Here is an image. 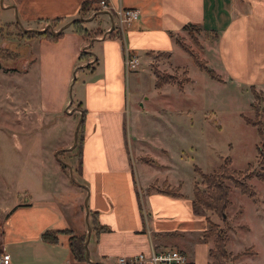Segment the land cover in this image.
<instances>
[{"label":"crops","instance_id":"crops-1","mask_svg":"<svg viewBox=\"0 0 264 264\" xmlns=\"http://www.w3.org/2000/svg\"><path fill=\"white\" fill-rule=\"evenodd\" d=\"M10 1L24 32L49 27L63 35L27 38L32 50L25 67L28 72L36 65L37 99L21 112L20 167L12 168L10 155L0 157V253L9 257L8 264H114L121 255L172 247L184 250L194 264H212L214 237L205 235L211 218L194 206L197 177L191 191L182 190L172 153L160 146L161 153L152 155L137 120L155 94L172 83L158 87L153 64L183 69L190 77L183 91L193 81L183 61L195 59L180 44L187 24L215 33L203 39L201 53L225 81L214 80L240 92L264 90V0H109L111 9L141 10L122 31L114 14L92 15L97 0ZM87 1L92 3L85 8ZM56 18L63 20L55 25ZM75 19L97 35L82 36L74 29ZM125 46L139 55L137 70H126ZM84 50L90 57L79 59ZM80 68L84 76L73 84L76 105L70 107L72 100L64 114L70 82ZM80 116V141L74 147ZM61 119L73 131L46 152V131L60 132ZM39 139L42 150L34 152L31 144ZM75 148L76 161L62 162L60 150ZM185 158L183 150L179 161ZM46 230H59L58 240L44 239ZM73 233L86 235L89 257L76 258L69 243Z\"/></svg>","mask_w":264,"mask_h":264},{"label":"rangeland","instance_id":"rangeland-1","mask_svg":"<svg viewBox=\"0 0 264 264\" xmlns=\"http://www.w3.org/2000/svg\"><path fill=\"white\" fill-rule=\"evenodd\" d=\"M12 3L10 0H0V157L10 155L8 162L16 169L20 167V160L17 158L21 152L19 143L20 140L24 141L20 128L21 112L29 101L36 102L37 68L36 65L33 66L29 73L26 70L32 47L27 43L29 36L20 23L19 13L8 6ZM214 36V32L189 26L186 35L180 36V41L202 58L203 39ZM188 57L189 59L185 58L186 61L183 62L187 63L186 68L193 81L186 85L185 91L176 85L178 80L186 79L183 69L175 68L169 71L160 68L159 64H153L152 67L155 71L159 70L160 76H172L173 81L161 95L155 94L149 101L148 109H142V115L137 120L139 128L144 131L152 155L161 153L160 146H164L172 153L171 164L176 166V162L178 163V171L182 174L180 178L184 181L181 185L182 190L193 188L192 180L195 176L199 185L207 188L202 182V177L195 172L194 164L201 167L204 172L210 173L218 169L225 158L229 157L233 169L244 170L232 177L229 176V172H225L220 177L231 186V203L226 209V217L223 218L215 211L206 210V214L224 228L230 237L227 244V249L230 250L227 256L219 260L213 257V260L224 264H264V180L256 176L257 170L261 169L260 149L264 143L258 128L260 125L264 133V90L251 88L240 92L228 86L229 84L223 85L211 78L191 56ZM81 70L80 68V76L73 75L70 82V101L62 106L64 114L69 112L67 106L72 100L74 102L70 107L74 108L76 105L77 86L73 84L84 76V71ZM147 81L148 76L144 85L149 88ZM133 102L134 95L129 93L130 107L134 106ZM245 117L259 121L258 126L248 123ZM80 118L81 116L77 122ZM129 118L132 123L131 112ZM58 129L61 131L57 132L56 129L53 132H51L53 129L49 131L51 133L46 131L44 151L48 152L66 132L73 131L71 127L68 132L69 128L64 119H61ZM31 145L34 152L42 150L40 139ZM183 150L188 158L179 161V154L183 153ZM60 153L62 162L68 165L72 159L76 161L75 155H78L77 148L71 153L65 150H60ZM72 175L74 176L73 173ZM169 179L176 177L169 176ZM234 179L250 182L257 192V197L241 192ZM218 215L221 217L220 220H216ZM243 250L256 252L242 253L237 257Z\"/></svg>","mask_w":264,"mask_h":264},{"label":"trees","instance_id":"trees-1","mask_svg":"<svg viewBox=\"0 0 264 264\" xmlns=\"http://www.w3.org/2000/svg\"><path fill=\"white\" fill-rule=\"evenodd\" d=\"M92 2L87 1L84 3L83 7L88 8ZM63 18H56L54 20L55 25L59 24ZM74 29L79 32L82 36H95L97 35V31L91 32L88 29H86L83 26L82 19H75L73 21ZM189 26H193L192 24L185 25V28H188ZM27 36H38L41 38H48L50 40H56L60 38L63 35V31H55V29H51L49 27H46L45 29H37V30H30L26 32ZM180 44L191 54L193 55L195 61L200 66V68L206 70L210 76L214 79L223 80L222 77H220L212 68H210L207 64V61L199 56V54L195 53L189 46L185 45L180 41ZM91 53L89 51L84 50L80 56L79 59H86L89 58ZM91 63L88 62L87 65H90ZM157 75V82L156 85L158 87L162 86L165 82H172L173 77H164L160 76L159 70L155 71ZM190 77L186 76L185 81H189ZM183 80H178L177 84L181 89L184 87ZM84 120V119H83ZM82 120V122H83ZM245 120L248 123H251L253 125L259 124V121L251 119L250 117H245ZM81 122V127H82ZM261 136L264 138L263 129L261 126H258ZM81 130V128H80ZM80 139L78 140V142ZM261 152V161H260V168L257 170L256 176L262 180H264V143L263 147L260 149ZM231 159L229 157H226L223 164H221L218 169H216L213 172L207 173L204 172L201 167H199L197 164H195L194 169L196 173H198L202 177V182H204L207 186V188H202L199 183L196 181L194 185V206L196 211L200 212L201 206L203 207V210H214L217 213L221 214V216L224 218L226 217V209L231 203L230 198V189L231 186L228 183H225V181H222L220 177H222V173L229 172V176L232 177L235 173H240L243 171H237L233 169L231 166ZM251 166V165H250ZM249 166V167H250ZM234 183L237 187L240 188L241 192L246 193L250 195L251 197H257V192L252 186V184L246 180H240V179H234ZM172 190V189H171ZM174 191V190H173ZM177 192V191H175ZM209 221V227L205 231V235L210 237H214V246L210 249V255L214 257L215 259H220L221 257L227 256L229 253L227 249V243L229 242V234L224 230V228L220 227V225L217 222H214L212 219H208ZM58 233L59 230H46L43 233L44 239L56 242L58 240ZM69 243L72 248L73 253L75 254L76 258L78 259H85L86 258V235L85 234H71L69 238ZM254 252H249L247 250H243V252L238 253L237 257L240 256V254L245 253H251L254 254ZM212 264H224V263H218L214 260L212 261Z\"/></svg>","mask_w":264,"mask_h":264},{"label":"built area","instance_id":"built-area-1","mask_svg":"<svg viewBox=\"0 0 264 264\" xmlns=\"http://www.w3.org/2000/svg\"><path fill=\"white\" fill-rule=\"evenodd\" d=\"M97 6L92 9V15L108 11L116 16L115 25L121 31L127 25L138 19L141 10L138 7H113L111 9L109 0H97ZM113 10V11H112ZM124 38V36H122ZM125 68L129 71L137 70L141 65V59L138 54L132 52L125 46ZM10 259L4 253H0V264H8ZM194 264L188 254L177 247L165 248L161 250L154 249L150 254L139 252L131 256H118L114 264Z\"/></svg>","mask_w":264,"mask_h":264},{"label":"water","instance_id":"water-1","mask_svg":"<svg viewBox=\"0 0 264 264\" xmlns=\"http://www.w3.org/2000/svg\"><path fill=\"white\" fill-rule=\"evenodd\" d=\"M3 5H4V4H3ZM45 28H46V27H45ZM45 28H43V29H45ZM56 31H57V30H56ZM81 120H82V116H81V118H80V121H79V123H78L77 130H76L74 146H75L76 143H77V138H78V128H79V126H80V122H81ZM72 177H74V176L72 175ZM86 247H87V241H86ZM86 256L89 257V251H88V248L86 249Z\"/></svg>","mask_w":264,"mask_h":264}]
</instances>
